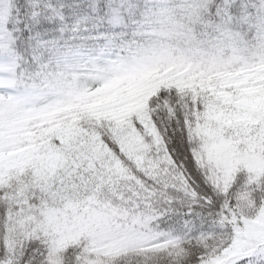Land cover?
I'll return each instance as SVG.
<instances>
[{"label": "snow or ice", "instance_id": "obj_1", "mask_svg": "<svg viewBox=\"0 0 264 264\" xmlns=\"http://www.w3.org/2000/svg\"><path fill=\"white\" fill-rule=\"evenodd\" d=\"M236 5L0 0V264H264V14Z\"/></svg>", "mask_w": 264, "mask_h": 264}, {"label": "rangeland", "instance_id": "obj_2", "mask_svg": "<svg viewBox=\"0 0 264 264\" xmlns=\"http://www.w3.org/2000/svg\"><path fill=\"white\" fill-rule=\"evenodd\" d=\"M211 54V53H209ZM216 55H221V53H216ZM222 55H224L225 57H228L231 55L230 51H225L224 53H222ZM0 63H2V61H0ZM96 69L94 67V64H90L89 66L85 65L84 62H82L79 70L75 73V75L77 77H80V78H89L91 76L94 75ZM5 76V74H0V89L2 88H6V85L3 84V77ZM5 96V93L3 92H0V99H3Z\"/></svg>", "mask_w": 264, "mask_h": 264}, {"label": "clouds", "instance_id": "obj_3", "mask_svg": "<svg viewBox=\"0 0 264 264\" xmlns=\"http://www.w3.org/2000/svg\"><path fill=\"white\" fill-rule=\"evenodd\" d=\"M244 4L247 5L246 11L253 16L256 15L258 10L261 11L262 14H264V0H241V2L237 3L236 5L237 14H240L245 10L243 8Z\"/></svg>", "mask_w": 264, "mask_h": 264}, {"label": "trees", "instance_id": "obj_4", "mask_svg": "<svg viewBox=\"0 0 264 264\" xmlns=\"http://www.w3.org/2000/svg\"><path fill=\"white\" fill-rule=\"evenodd\" d=\"M240 2H241V0H237V3H240ZM92 63L93 62L91 60H85L84 61V64L87 65V66H89ZM2 80H3V84H5L6 87H9L11 85V83H12V78L9 75H6V74H5V76L3 77Z\"/></svg>", "mask_w": 264, "mask_h": 264}]
</instances>
